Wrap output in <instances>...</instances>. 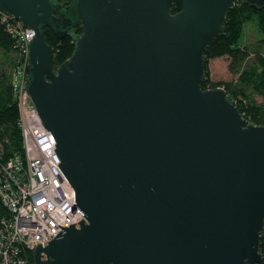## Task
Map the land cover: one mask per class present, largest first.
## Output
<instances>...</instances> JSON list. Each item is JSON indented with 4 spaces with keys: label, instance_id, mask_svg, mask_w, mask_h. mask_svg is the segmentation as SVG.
Segmentation results:
<instances>
[{
    "label": "water",
    "instance_id": "95a60500",
    "mask_svg": "<svg viewBox=\"0 0 264 264\" xmlns=\"http://www.w3.org/2000/svg\"><path fill=\"white\" fill-rule=\"evenodd\" d=\"M63 1L0 0L34 32L23 88L84 213L35 264H259L264 127L201 85L228 10L264 0ZM77 27L55 68L46 31Z\"/></svg>",
    "mask_w": 264,
    "mask_h": 264
},
{
    "label": "built area",
    "instance_id": "2783aa9c",
    "mask_svg": "<svg viewBox=\"0 0 264 264\" xmlns=\"http://www.w3.org/2000/svg\"><path fill=\"white\" fill-rule=\"evenodd\" d=\"M14 41L15 65L10 84L19 110L24 164L17 156L0 172V200L10 217L0 221V264H29L27 253L51 241L60 227L84 220L75 193L58 167L54 142L43 127L25 89L29 77V45L34 36L14 18L0 14ZM60 226V227H59Z\"/></svg>",
    "mask_w": 264,
    "mask_h": 264
},
{
    "label": "trees",
    "instance_id": "16d2710c",
    "mask_svg": "<svg viewBox=\"0 0 264 264\" xmlns=\"http://www.w3.org/2000/svg\"><path fill=\"white\" fill-rule=\"evenodd\" d=\"M61 1V0H59ZM174 12V9H172ZM249 21L257 23L264 44V6L261 8L247 3H237L226 14V24L207 48L205 55L204 79L202 89L223 88L244 119L255 126L264 127V56L256 54L248 64L249 51L240 46L244 25ZM58 40L52 32L46 31V42L53 48L55 68L62 65L73 53L74 40L81 34L79 27ZM227 57L228 71L236 76L234 82L212 81L209 76L210 60ZM14 41L7 33L5 25L0 22V172L1 167L9 160L19 156L24 164V148L19 126V110L14 98L10 72L15 65ZM262 98L257 104L253 96ZM10 217L9 211L0 200V221ZM259 252L264 264V229L259 243ZM29 264H35L32 252L27 253Z\"/></svg>",
    "mask_w": 264,
    "mask_h": 264
},
{
    "label": "rangeland",
    "instance_id": "374dc122",
    "mask_svg": "<svg viewBox=\"0 0 264 264\" xmlns=\"http://www.w3.org/2000/svg\"><path fill=\"white\" fill-rule=\"evenodd\" d=\"M73 34V31L70 32ZM261 35L255 21H249L244 25L240 46L249 51L248 64L256 57L255 55L264 56V44L260 43ZM229 59L227 57L210 60L208 63L209 76L212 81L234 82L236 76H232L228 71ZM11 73V72H10ZM253 99L257 104L262 102V98L254 95ZM235 101V100H234Z\"/></svg>",
    "mask_w": 264,
    "mask_h": 264
},
{
    "label": "flooded vegetation",
    "instance_id": "af4514ba",
    "mask_svg": "<svg viewBox=\"0 0 264 264\" xmlns=\"http://www.w3.org/2000/svg\"><path fill=\"white\" fill-rule=\"evenodd\" d=\"M55 5H61V6H63L64 8L67 6V4L63 1V0H61V1H59V0H51ZM71 32V31H70Z\"/></svg>",
    "mask_w": 264,
    "mask_h": 264
}]
</instances>
